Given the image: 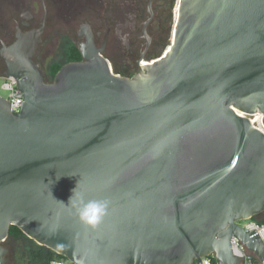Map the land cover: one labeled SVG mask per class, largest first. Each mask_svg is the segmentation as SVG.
Wrapping results in <instances>:
<instances>
[{"label": "water", "instance_id": "water-1", "mask_svg": "<svg viewBox=\"0 0 264 264\" xmlns=\"http://www.w3.org/2000/svg\"><path fill=\"white\" fill-rule=\"evenodd\" d=\"M10 50L23 98L0 96V264L12 225L74 264H241L233 237L264 264L240 224L264 213V133L245 115L264 126V0H179L169 50L132 77L91 52L44 82Z\"/></svg>", "mask_w": 264, "mask_h": 264}, {"label": "flooded vegetation", "instance_id": "flooded-vegetation-1", "mask_svg": "<svg viewBox=\"0 0 264 264\" xmlns=\"http://www.w3.org/2000/svg\"><path fill=\"white\" fill-rule=\"evenodd\" d=\"M176 1L0 0V77L7 72V61L22 67L13 46L30 54L44 82L91 52L120 76L132 77L170 41ZM10 230L1 244L12 256L16 240Z\"/></svg>", "mask_w": 264, "mask_h": 264}, {"label": "built area", "instance_id": "built-area-1", "mask_svg": "<svg viewBox=\"0 0 264 264\" xmlns=\"http://www.w3.org/2000/svg\"><path fill=\"white\" fill-rule=\"evenodd\" d=\"M178 4L179 0L176 1V4L173 8V28L177 19L178 15ZM172 28V33H173ZM172 36V34H171ZM171 40V39H170ZM152 61V60H151ZM112 73H116L111 69ZM3 82L1 84V89H3L6 92V96H3L7 99V101L10 104V107L13 108L14 112H18L21 107V102L23 98V93L18 89L17 81L12 76H3ZM13 101V106H12ZM259 130H261L264 133V126L259 124L257 126ZM240 224L246 229V230H254L257 231L260 238L264 242V224H258L255 221H252L249 219L248 222ZM231 249L234 256L238 257L240 259L241 264H259L257 259L245 248V246L235 237L231 239ZM213 257V256H212ZM211 256L208 257H202V264H218L217 261H213ZM50 264H74L71 261H69L66 257H57L53 259Z\"/></svg>", "mask_w": 264, "mask_h": 264}, {"label": "rangeland", "instance_id": "rangeland-1", "mask_svg": "<svg viewBox=\"0 0 264 264\" xmlns=\"http://www.w3.org/2000/svg\"><path fill=\"white\" fill-rule=\"evenodd\" d=\"M170 42L171 41H169L166 44L163 51H165L166 47L169 46ZM156 58L157 56H154L149 60H144V61H151ZM2 82H3V78L0 77V96L3 97L6 96V92L3 89H1ZM258 220H260V217L258 218ZM248 221L249 220H244L241 221V223L244 224ZM10 232L16 240V248L12 256H9L10 253L6 255L7 258L6 264H37V262L30 257L29 251L32 250L33 248L38 247V244L33 239L23 234L21 231L12 229V231L10 230Z\"/></svg>", "mask_w": 264, "mask_h": 264}, {"label": "clouds", "instance_id": "clouds-1", "mask_svg": "<svg viewBox=\"0 0 264 264\" xmlns=\"http://www.w3.org/2000/svg\"><path fill=\"white\" fill-rule=\"evenodd\" d=\"M77 181L76 185H78ZM76 188V186H75ZM75 188L72 189V195L69 197V202L72 199V196L75 193ZM61 203H64L61 201ZM107 202L106 201H88L83 209L80 211V218L87 223L95 224L106 212Z\"/></svg>", "mask_w": 264, "mask_h": 264}, {"label": "trees", "instance_id": "trees-1", "mask_svg": "<svg viewBox=\"0 0 264 264\" xmlns=\"http://www.w3.org/2000/svg\"><path fill=\"white\" fill-rule=\"evenodd\" d=\"M260 217V220H258V218ZM252 221H255L258 224H264V214L262 215H258L255 216L253 218H251ZM12 229H16L18 231H21L19 228H17L15 225L11 226V231ZM30 257L37 262V264H50V262L57 258V257H63L60 254H57L55 252H53L52 250L38 245V247L33 248L32 250L29 251ZM212 257V256H211ZM212 260L215 262V258L212 257Z\"/></svg>", "mask_w": 264, "mask_h": 264}, {"label": "bare ground", "instance_id": "bare-ground-1", "mask_svg": "<svg viewBox=\"0 0 264 264\" xmlns=\"http://www.w3.org/2000/svg\"><path fill=\"white\" fill-rule=\"evenodd\" d=\"M176 4V3H175ZM172 41V36H171V40ZM171 46V42L169 44V46L166 47L165 51L164 52H167L169 50ZM156 59L152 60V61H149V62H145V63H149L151 64L153 61H155ZM242 115H244L245 113H241ZM248 118H250V122L255 125L256 127L259 126V124L261 125L262 122H261V118H262V114L260 112H257L255 114H245ZM255 116V117H254Z\"/></svg>", "mask_w": 264, "mask_h": 264}]
</instances>
